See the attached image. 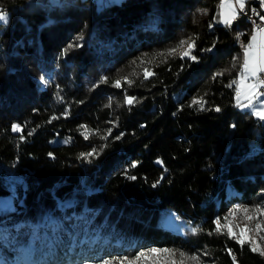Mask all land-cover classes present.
<instances>
[{"label":"trees","instance_id":"trees-1","mask_svg":"<svg viewBox=\"0 0 264 264\" xmlns=\"http://www.w3.org/2000/svg\"><path fill=\"white\" fill-rule=\"evenodd\" d=\"M217 2L0 0V264H103L150 246L185 264H264L215 230L235 204L262 208L264 227V120L232 83L252 27L238 11L216 21ZM190 37L195 60L187 45L169 54Z\"/></svg>","mask_w":264,"mask_h":264},{"label":"snow or ice","instance_id":"snow-or-ice-1","mask_svg":"<svg viewBox=\"0 0 264 264\" xmlns=\"http://www.w3.org/2000/svg\"><path fill=\"white\" fill-rule=\"evenodd\" d=\"M237 5L239 6L240 11L243 12L245 9V0H235L234 4L231 2V0H220V8H221L220 16L224 24L230 26L233 20L237 18L238 15L236 11ZM261 6L264 7V0H261ZM225 9H227V12L224 11ZM201 11L206 12V10H201ZM260 19L264 20V16H260ZM0 20L6 21V15L0 13ZM185 45H187V48L185 51H183L180 54L181 58L191 57L193 60H195L196 57L191 56V50L195 47V40L191 37L188 40H181L178 47H183ZM242 47H243V64L241 71V79L239 82L237 81L232 82L234 84H238L236 88L237 105L245 108L250 107L252 109V115L256 116L260 120H264V102H261L260 107H256V105L253 103L254 100L259 101V98L261 96H264V92L259 91V89L264 88V79H261L259 77L260 73H264V26L257 25L255 21H253V30L251 33V37L246 44L242 45ZM176 50L177 49L175 48L171 49L169 54L176 52ZM151 75H154V73L150 72L148 69L144 70V79H148ZM216 75L217 76L222 75V73H217ZM248 76L255 77L257 79V82L251 84H245L244 82L245 80H247ZM102 79L103 82L107 81V78H102ZM126 82L128 84L132 83V81L130 80ZM113 86L117 88L121 87V81L116 80ZM242 89H243V96L248 101L247 104H243V105L240 104ZM134 102H135V97L127 96L125 98V103L129 105L133 104ZM110 103H111V98H110ZM191 103L192 105L202 106L203 98L193 97ZM219 110H220L219 108L216 109V111ZM12 130L14 132H20L21 127L17 124H13ZM95 153H96V149H93L92 152L82 153L81 156L86 158L94 155ZM131 179H135V177H131ZM257 211L259 212L261 211V209L258 208ZM245 212H247V209H245ZM225 219L227 220V217ZM246 219L251 221L254 220L255 217L246 216ZM215 224H216L215 230L217 232H221L223 228H227V235L230 238H236L237 234L233 230V225L231 224L222 225L219 219L215 221ZM235 227H239V225H236ZM251 230L252 229H250L247 225L239 228V237L237 239V243H239L241 246H243L245 243H249L252 246L251 250L253 252L259 251L261 255H264V249L259 248L257 242L248 235V233ZM255 230L257 232L264 231V227H262L260 223H256ZM196 231H197L196 229H193V232ZM261 238L264 239V237ZM161 254H163L164 257H171L172 255H174L172 250L169 249L152 248L149 249L147 253L140 252L132 260H129L127 257H122L119 259V264H137L138 261H141L142 259H146L149 257H151L153 264H169V260L167 258L163 260L161 259ZM233 260L235 261V257H233ZM103 264H110V262L106 260L103 262ZM171 264H175V262L171 261Z\"/></svg>","mask_w":264,"mask_h":264},{"label":"rangeland","instance_id":"rangeland-1","mask_svg":"<svg viewBox=\"0 0 264 264\" xmlns=\"http://www.w3.org/2000/svg\"><path fill=\"white\" fill-rule=\"evenodd\" d=\"M48 1L49 2H53V1H57V0H48ZM105 1L106 0H103V1L102 0H94V3H95V6H99L102 3H104ZM231 2L233 3V0H231ZM257 2L260 3L261 0L257 1ZM218 4H219V8H218L219 10L215 14V20L218 21V22H222V19H221V16H220V13H221L220 0L218 1ZM245 5H247V4H245ZM262 8L264 9V7H262ZM224 11L227 12V9H225ZM0 13L5 14L6 18H7V13L5 11L0 10ZM261 16H263V14ZM1 21H5V20H1ZM182 48L183 47H176L175 49H177L176 51H179ZM242 60H243V48H242V50L240 52V63H241ZM242 64H243V61H242ZM241 71H242V67L240 68V71H239V73L237 75V78H236L237 82H239L240 79H241ZM256 82H257V79L255 77L248 76L247 80H245L244 83L245 84H251V83H256ZM237 86H238V84L235 85V89H234V100L236 102H237V98H236V88H237ZM259 91L264 92V88L259 89ZM261 102H264V96H261L259 98V101H257V100L253 101V103L256 105V107H260ZM247 103H248V101L244 98L243 89H242V95L240 97V104L243 105V104H247ZM243 108H245V107H243ZM247 109H249L252 112L251 108H247ZM245 209H247V212H245ZM257 209L258 208H255V207H249V206H246V205H238V204L229 206L228 213L226 215L227 220L225 219L226 218L225 217L223 222H224V224L233 225V230H234V232H236L237 236H239V228L244 227L245 225H247L250 229H252L248 233V235L252 236L253 238H255V234H257V231L255 230L256 223H260L262 225L261 220H260V212L262 211V208H259V209H261V211H259V212L257 211ZM246 216H253V217H255V219L249 221V220L246 219ZM159 220L162 222V224L173 226L176 229H180V227H181L180 226L181 223L179 224L180 221H179L178 216H176L174 214H171V212H163L162 214L159 215ZM44 225H47L46 222H45ZM236 225H239V227H235ZM260 235L262 237H264V231H260ZM58 244H59L58 241L57 242H53L51 244V250H50L51 253H50L49 257H53V255H55V253L58 251ZM263 247H264V244H263ZM152 248L157 249V247H154V246H152V247L151 246L150 247H143V248L137 249V251H135L134 254H132L130 256L122 255V256L114 257V258H112V259H110L108 261L110 262V264H119V259L122 258V257H127L129 260H132L140 252H146L147 253L148 250L152 249ZM165 258H168L170 263H171V261H174L175 264H185V261L183 259H181L179 257H175L173 255L171 257H164V255L161 256L162 260L165 259ZM45 259L42 258V260H41V261H43L42 264L44 263ZM137 264H153V261H152L151 257H149V258H146V259H142L141 261H138Z\"/></svg>","mask_w":264,"mask_h":264},{"label":"built area","instance_id":"built-area-1","mask_svg":"<svg viewBox=\"0 0 264 264\" xmlns=\"http://www.w3.org/2000/svg\"><path fill=\"white\" fill-rule=\"evenodd\" d=\"M236 10L239 13H245V14H248L250 17H254L257 25H260V26L264 25V20L260 19V15L258 14L257 10L252 9L251 7H249L247 5H245V9L243 12L240 11L239 6H236ZM259 77L261 79H264V74L260 73Z\"/></svg>","mask_w":264,"mask_h":264},{"label":"bare ground","instance_id":"bare-ground-1","mask_svg":"<svg viewBox=\"0 0 264 264\" xmlns=\"http://www.w3.org/2000/svg\"><path fill=\"white\" fill-rule=\"evenodd\" d=\"M253 1H260V0H253ZM247 6L251 7L254 10H257L258 14L261 16V8L260 7H258L257 5H254V4H249ZM241 14L243 15V17H245L248 20L250 25L253 27V21H255V18L250 17L248 14H245V13H241ZM255 23H256V21H255Z\"/></svg>","mask_w":264,"mask_h":264},{"label":"crops","instance_id":"crops-1","mask_svg":"<svg viewBox=\"0 0 264 264\" xmlns=\"http://www.w3.org/2000/svg\"><path fill=\"white\" fill-rule=\"evenodd\" d=\"M103 1V0H102ZM219 1V0H218ZM235 3V0H233V4ZM238 6V5H237ZM219 8V4H218V2H217V7H216V13H217V11L219 10L218 9ZM237 11V10H236ZM264 16V15H263ZM264 26V25H263ZM252 30H253V28H251V30H250V32H249V37H248V40L250 39V37H251V33H252ZM248 42V41H247ZM243 61V60H242ZM242 61H241V67H242ZM264 74V73H263ZM236 85V84H235ZM248 108H250V107H248Z\"/></svg>","mask_w":264,"mask_h":264}]
</instances>
